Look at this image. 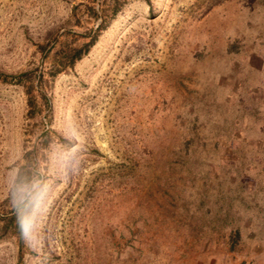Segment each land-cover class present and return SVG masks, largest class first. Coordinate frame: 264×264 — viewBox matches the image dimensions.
<instances>
[{
	"label": "rangeland",
	"instance_id": "obj_1",
	"mask_svg": "<svg viewBox=\"0 0 264 264\" xmlns=\"http://www.w3.org/2000/svg\"><path fill=\"white\" fill-rule=\"evenodd\" d=\"M24 73L0 218L37 198L0 264H264V0H0V75Z\"/></svg>",
	"mask_w": 264,
	"mask_h": 264
},
{
	"label": "trees",
	"instance_id": "obj_2",
	"mask_svg": "<svg viewBox=\"0 0 264 264\" xmlns=\"http://www.w3.org/2000/svg\"><path fill=\"white\" fill-rule=\"evenodd\" d=\"M92 14L94 17H97V14L95 11L92 10ZM102 27V23L98 26V30H101ZM95 42V37L93 36L91 41L86 44L83 49H75V50H70L68 54L65 55V58L63 59L64 61H66L65 64H67V67H72L73 64L80 60L81 57L88 51V49L93 46ZM63 60L61 61V64H63L64 67V63ZM12 79H16V81H9L7 79L6 75H0V79L2 81V83L5 84H21L23 81V79H25L27 77V73L21 74V75H17V76H9ZM43 80L42 76H39L37 79V83L38 85H41ZM30 82L29 86L32 89L33 88V79H29L28 80ZM29 93H26V95ZM41 100L44 106H46L47 108H49L48 106V100L46 98L45 95L41 94ZM33 98L30 97V95H27V105L28 107H32L33 106ZM32 109H30L29 111H31ZM41 135L40 137L43 139L42 143L40 144V148L42 147V149L47 148V143H48V139H49V134H50V129H49V123L47 126V129H41L40 131ZM38 147H34V151L28 153V155H33V159L34 161H29V166L32 165V162L35 163V158H36V151H37ZM26 166H21L20 169L17 172V176H16V180L15 183L16 184H24L28 186V190L31 187V184L33 182L32 177H31V172L28 170H26ZM37 198V190L34 189L33 191H31L28 195L23 196V199H20L19 201H17L15 203V205L11 208L10 212L8 213V216H4L2 218H0V221L2 222V226L0 228V232L1 235H9L11 237H13L16 242L18 243V246H22L23 243V234H24V227H25V222L27 220V218L29 217L32 208L35 204Z\"/></svg>",
	"mask_w": 264,
	"mask_h": 264
}]
</instances>
